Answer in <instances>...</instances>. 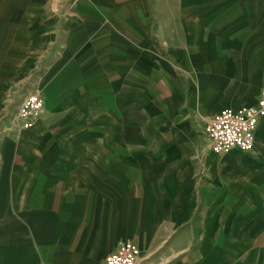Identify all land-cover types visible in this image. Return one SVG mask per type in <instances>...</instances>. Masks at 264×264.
Here are the masks:
<instances>
[{"label":"crops","instance_id":"1","mask_svg":"<svg viewBox=\"0 0 264 264\" xmlns=\"http://www.w3.org/2000/svg\"><path fill=\"white\" fill-rule=\"evenodd\" d=\"M263 89L264 0H0V264H264V118L249 152L202 133Z\"/></svg>","mask_w":264,"mask_h":264},{"label":"built area","instance_id":"2","mask_svg":"<svg viewBox=\"0 0 264 264\" xmlns=\"http://www.w3.org/2000/svg\"><path fill=\"white\" fill-rule=\"evenodd\" d=\"M43 109L44 99L41 93H27L16 108V127L20 131L32 128ZM261 118H264V90L253 105L224 109L205 119L202 133L208 149L216 155L227 154L231 150L252 151ZM139 257L138 246L127 241L109 254L101 264H139Z\"/></svg>","mask_w":264,"mask_h":264},{"label":"rangeland","instance_id":"3","mask_svg":"<svg viewBox=\"0 0 264 264\" xmlns=\"http://www.w3.org/2000/svg\"><path fill=\"white\" fill-rule=\"evenodd\" d=\"M63 2H66V0L64 1L63 0ZM264 90V89H263ZM34 91H39L40 93H41V95H42V92H41V90L40 89H36V90H34ZM262 92V91H261ZM261 94V93H260ZM25 96V95H24ZM42 97H43V95H42ZM23 98V97H22ZM22 98L20 99V101L22 100ZM43 99H44V97H43ZM15 100V99H14ZM18 104H19V102L17 103V105L16 106H18ZM12 110V109H11ZM15 112L16 111H12L11 112V117L13 116V119L15 118ZM8 117V116H7ZM15 120V119H14ZM15 130V129H14ZM16 130L17 131H20L17 127H16ZM16 131V132H17ZM26 130H24V131H21V132H19V133H22V132H25ZM18 133V132H17ZM206 241V242H205ZM225 241V240H224ZM131 242V241H130ZM207 242H209V240H197V242H196V246L197 247H199L202 243L203 244H205V243H207ZM133 243V242H132ZM222 241L221 240H219L218 241V256H219V258H218V264H240L241 263V261H242V258H241V256L240 255H236L235 254V251H232V249H230V248H228V247H225L224 245L222 246ZM232 243V242H231ZM135 244V243H134ZM137 245V244H136ZM139 248V247H138ZM234 253V254H233ZM191 257H192V255H191ZM220 257H221V259L222 260H224V261H222V260H220ZM192 258H190L189 257V260H188V262H190V260H191ZM225 262V263H224ZM99 264H101V262L99 263Z\"/></svg>","mask_w":264,"mask_h":264}]
</instances>
